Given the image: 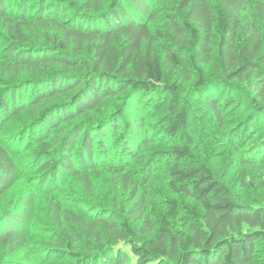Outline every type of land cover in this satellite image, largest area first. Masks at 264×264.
<instances>
[{
	"label": "trees",
	"instance_id": "1",
	"mask_svg": "<svg viewBox=\"0 0 264 264\" xmlns=\"http://www.w3.org/2000/svg\"><path fill=\"white\" fill-rule=\"evenodd\" d=\"M193 44L201 64L216 63L221 77L214 80L244 83L249 100L245 109L234 90L215 88L198 69L194 109L221 128L245 116L233 143L254 141L264 129V0H0V129L27 120L17 139L0 142V264H23L22 252L27 263L264 264V206L239 201L207 164H183L186 145L163 160L146 152L162 140L147 121L152 113H165L157 127L167 138L188 137L190 101L178 105L181 88L165 82V70H179ZM160 91L169 96L159 100ZM110 99L117 104L108 111ZM31 146L35 186L57 228L44 234L53 239L45 247L31 242L36 191L5 205L20 179L18 153ZM247 161L264 162V144L253 146ZM101 170L129 194V218L103 207L87 211L86 201L61 202L70 181L91 194ZM156 181L195 198L202 211L175 227L174 204L157 235L135 243L130 220L143 221L146 231L156 227L146 217Z\"/></svg>",
	"mask_w": 264,
	"mask_h": 264
},
{
	"label": "rangeland",
	"instance_id": "2",
	"mask_svg": "<svg viewBox=\"0 0 264 264\" xmlns=\"http://www.w3.org/2000/svg\"><path fill=\"white\" fill-rule=\"evenodd\" d=\"M67 1V0H66ZM81 2V0H78ZM162 12H166V6L162 4ZM218 33V31H217ZM218 43V37L214 39V47ZM198 69H203V72L210 82H214L215 78L221 77L216 63L213 61L207 66L200 63V52L197 44L191 45L183 56L181 68L175 72L170 70V66L166 67L165 82L172 84L177 82L181 88V97L178 105L190 101L189 111L190 118L188 120V137L187 139L174 140L165 136L162 127L157 125H165L163 114L157 112L152 113L151 117L147 116V121L154 127V133L160 136V141L154 142L146 152L151 157L157 160L164 159L167 153L174 147H182L186 145L190 148V157L183 160V164H207L214 172V174L224 181L232 190L234 196L241 202L251 205L264 206V162L260 161L251 164L247 161V157L253 154V146L264 144V129L261 130L256 138L249 142H239V145H234V135L243 124L245 116L239 115L227 119V126L221 128L214 120H211L208 114L200 113L201 110L194 109L196 102L192 98L199 97L200 89L195 85L198 80ZM233 85H228L222 82H216L215 88L223 91L231 89L236 92L239 100L243 103L246 109L249 105L247 88L244 83L233 82ZM163 88V87H162ZM159 100L166 99L168 93L160 91L157 93ZM198 105L199 101L197 102ZM114 104V105H113ZM117 104L116 99H110L107 102L108 111H110ZM106 111V110H105ZM27 125L25 119H13L9 121L3 129H0V142H7L15 139L20 130ZM233 134V135H232ZM17 139V138H16ZM238 140L241 136H238ZM23 148L17 156V163L20 173L19 181L11 188L8 195L5 197V205L15 204L17 200L28 195L31 191H36V209L32 222V243L36 247L50 246L51 241L46 233L56 231V224L54 217L48 206V200L45 194L36 189V177L38 176L39 166L36 161L32 160L33 151ZM145 156L139 157L134 162L133 173H139L140 167L145 161ZM163 166L159 173L166 171ZM152 198L150 200L146 217L149 218L156 226L154 230L146 231L143 221L130 220L134 228L135 243L145 244L148 243L154 236L157 235V230L160 226L161 219L165 216L168 210L177 204V214L171 219L175 227L185 228L193 219L195 213H200L201 207L195 198L187 197L182 194L174 193L161 181H156L151 186ZM63 195L61 202L75 203L86 201V210L92 208L103 207L104 211L110 212L119 211L123 217L129 218L127 203L129 201V194L124 193L122 190H117L112 187L111 176L104 170H101L99 176H95L94 187L91 194H88L84 187L76 181H70L63 185L60 192ZM69 206L72 207V205ZM90 206H87L89 205ZM70 207V208H71ZM50 243V244H46ZM53 243V242H52ZM118 245L130 251V244L124 240H119ZM30 256V255H29ZM17 261L23 264H59L56 261L49 260H36L30 263L25 262L24 252L20 253Z\"/></svg>",
	"mask_w": 264,
	"mask_h": 264
}]
</instances>
